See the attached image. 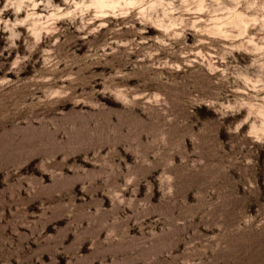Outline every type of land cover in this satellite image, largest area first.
<instances>
[{
  "label": "rangeland",
  "instance_id": "obj_1",
  "mask_svg": "<svg viewBox=\"0 0 264 264\" xmlns=\"http://www.w3.org/2000/svg\"><path fill=\"white\" fill-rule=\"evenodd\" d=\"M91 2L0 0V264H264V0Z\"/></svg>",
  "mask_w": 264,
  "mask_h": 264
},
{
  "label": "bare ground",
  "instance_id": "obj_2",
  "mask_svg": "<svg viewBox=\"0 0 264 264\" xmlns=\"http://www.w3.org/2000/svg\"><path fill=\"white\" fill-rule=\"evenodd\" d=\"M130 3H132V4L137 3V0H92L91 5L95 6L97 9H101V10L106 9V8L113 10V9L117 8L118 6H122V5L127 6ZM33 15H35V13L31 14V16H33ZM229 19L230 18H228V17L227 18H221V19H219V18L214 19V22L216 24L215 28L219 29ZM234 22L237 23L239 26H242V28H241L242 32L241 33L244 34L243 30H246L245 28L248 25L245 22V16L242 13L235 12L234 13ZM262 114H264V112H262ZM262 116H264V115H262Z\"/></svg>",
  "mask_w": 264,
  "mask_h": 264
}]
</instances>
